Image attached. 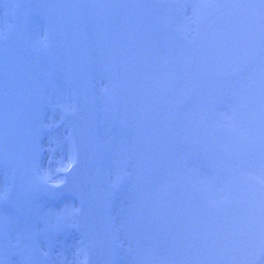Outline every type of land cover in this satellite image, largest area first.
<instances>
[{
  "label": "rangeland",
  "instance_id": "1",
  "mask_svg": "<svg viewBox=\"0 0 264 264\" xmlns=\"http://www.w3.org/2000/svg\"><path fill=\"white\" fill-rule=\"evenodd\" d=\"M213 1L173 0V27L185 33L188 39L181 41L173 38L170 34L167 47H164L165 29L163 21L170 9V5L165 3L164 0H83L86 18L90 21L87 23L93 22L92 25L95 27L93 32H100L104 29L103 32L108 34L111 29L109 24L111 23L115 28H118V32L128 34L129 39L127 41L130 44H124L122 50L114 49L113 51L122 52L124 53L120 55L122 58L127 55L135 62V64L131 63L132 65L129 67L126 65L127 63L122 65V62L115 60L118 56L117 53L108 54L103 49L102 39L101 41L98 38L95 39V47L92 46V49H94V57L97 60V68H101L103 72L102 79L96 74V80H98L99 84L98 94H102V80H104L106 85L104 89L115 98L121 95L119 88L122 83L134 86L135 83L142 82L141 80L143 79L146 83L150 82V79H155L157 92H151L152 95H158L159 91H162V95L169 93V95L175 96L181 89V85L183 86L182 94L191 95L188 84L192 79V85L194 86L192 88L193 95L195 97H203V100L211 99L216 94L214 91L215 83H212L209 80L210 78L205 77L201 70L199 58L197 56L192 57L190 48L197 47L196 44L199 37L197 39L195 36L203 31L198 25L201 13L199 8L201 5L205 6L204 11H207ZM261 1L263 0H255V4L258 2L257 5L262 9L264 1ZM5 4H7L6 0H0L1 20L3 19V12L4 14L8 13ZM154 18H157V21L161 20L159 26L152 25ZM7 23L1 24L0 22V31L4 29ZM24 23H26V26H24L25 69L28 73H33L35 76H29V78H34V80L26 79V85L29 89L27 94H30L35 86L38 85V82H42L40 78H37L36 69L31 66L30 59H32L33 65L41 66L43 73L47 74V85L44 87L43 93L30 94L41 97L39 102L33 100L35 107L32 110L36 113L39 110L38 116H43V120L51 116L48 118V123H52L57 119V106L52 105V101L47 97L46 93L48 90H54L59 93L60 99L63 96L67 99V91H65L67 76L55 69L47 52L41 49L40 24L37 20H29L25 9ZM154 30L159 35V40L152 43L150 36ZM88 32L90 34L89 30ZM201 35L202 33H200ZM153 36L155 39V34ZM112 37L113 35L110 39ZM152 47L155 54L159 57L160 65H165L164 69L157 66V70L154 72H152L154 65H151L150 68L146 61L150 53L154 54L150 49ZM159 48H161L160 51L157 50ZM40 49L42 52H39ZM167 52L170 53V56L167 55ZM172 59L173 61H181L179 70L177 69L176 78L174 77L175 71L171 70L170 67L168 69V64H170ZM153 63L155 64V62ZM9 68L12 69V73L17 70L16 66ZM51 69H55L54 73H50ZM0 71H4L3 65H0ZM165 81L168 83L172 81V83L165 88L163 83ZM22 87L24 89L23 84L17 85L13 83L12 95H17L18 90ZM149 88H146V90ZM146 93L149 94V91ZM175 98L172 97V100L175 101ZM45 100L49 102L52 108H55L54 113H46V107H42L43 102L47 104ZM194 102H196L195 99ZM192 104L193 102H190L188 108V122H191L193 117L191 115ZM29 124L32 125L31 121H29ZM26 137L24 136V140ZM38 139L37 146L32 148L36 149L34 152L35 156L43 157L41 153L46 151L44 155V157L48 156L45 160L46 169L65 164L67 156L70 155L65 127L61 126L50 131L42 130L38 135ZM197 148V143L189 145L190 152L192 150L194 152L199 151ZM4 155V153H1L0 157ZM16 163H19L22 167L19 168L20 171L14 178V200L11 207H5L7 204L0 202V215L5 219H8L11 215L13 219L19 218L22 229L6 238L5 232L7 228L5 224L0 226V241L4 243V240L9 239L11 242L14 240L7 247L0 245V256H2L0 264H81L82 256L84 255L82 243L94 242V236L89 231L90 223L87 210L79 207L77 203L65 197L62 193H50L47 192L48 190H40L41 188H38L34 182L37 175L41 176L42 174L38 173V169L36 165H33L32 160L29 164L20 163L18 160ZM19 164H15L14 168L18 167ZM206 167L212 170L210 165H206ZM163 172L166 173V170ZM256 174L260 175L259 172L255 173L254 171L253 175ZM200 175L206 180L209 179L206 172H200ZM7 176L8 173H5L4 177ZM106 177L111 189H113V186L116 187L115 193L112 190L111 194H109V201L112 206L113 221L116 228L115 244L118 264H180L163 223L161 206L163 205L164 188L156 182L152 190L153 196L150 199H142L139 196H127L119 201L118 193L126 189H118L122 184L120 181L112 180L110 173ZM133 179H135L134 176ZM167 180L166 173L163 179L164 185H166ZM24 181L32 182L37 186L35 191V201H39V204L36 205L37 207L35 205L34 207L31 206L30 201H33V197L30 194H32V191L30 187L24 186ZM1 186L2 180H0V188ZM22 186H24V195L21 193ZM131 186L132 184L129 185L130 188ZM137 190L138 187L133 192ZM22 198L21 202L16 201ZM54 198L58 201H55L53 206L47 207L46 203H48L49 199ZM18 212L19 214H17ZM73 221H77L80 225L85 240L78 237L74 238L72 231H70V224ZM11 227L19 229L21 226L16 222H12ZM7 256H10V261H6Z\"/></svg>",
  "mask_w": 264,
  "mask_h": 264
},
{
  "label": "flooded vegetation",
  "instance_id": "2",
  "mask_svg": "<svg viewBox=\"0 0 264 264\" xmlns=\"http://www.w3.org/2000/svg\"><path fill=\"white\" fill-rule=\"evenodd\" d=\"M9 18L0 35V65L4 66L0 71V154H5L0 157V177L9 171L8 178L12 179L22 167L16 162L24 156V121L27 130L33 132L34 128L26 113L32 96L25 86L12 95L13 83L24 85L27 72L24 22L19 17ZM229 25L230 30L212 34L211 38L220 43L207 46L214 48L216 56L213 77L229 75V80L218 81L229 82L230 90L208 101L206 108L201 102L192 104L193 115L198 116L202 110L203 120L187 121L191 97L175 96L173 101L162 91L152 95L157 92L155 87L147 95L134 96L132 105L104 102L108 129L104 152H113L107 169L116 180L134 175L149 189L157 180L158 170L161 175L168 167V182L172 184L169 196H178L186 186L188 147L197 143L200 151L191 157L214 167L217 184L214 188L200 187L202 194L211 199L244 196L251 201L259 197L264 200V48L259 47L264 41V20L256 17L250 5L233 11ZM169 34L179 35L176 31ZM62 54V49L56 51L57 58ZM58 62L61 66L60 58ZM14 66L17 70L12 73L9 67ZM46 105L53 110L49 103ZM201 131L206 134L202 143L195 140ZM11 153L14 159L10 162ZM15 164L19 166L14 168ZM254 171L260 175H253Z\"/></svg>",
  "mask_w": 264,
  "mask_h": 264
},
{
  "label": "water",
  "instance_id": "3",
  "mask_svg": "<svg viewBox=\"0 0 264 264\" xmlns=\"http://www.w3.org/2000/svg\"><path fill=\"white\" fill-rule=\"evenodd\" d=\"M29 3L33 14L39 15L45 20L51 19L55 11L54 0H29ZM58 4L62 18L69 27L75 56L72 67L73 97L77 105L79 140L84 151L82 167L78 160L73 170L68 174L67 183L63 188L81 205L87 204L91 213L100 253L97 259L95 248L91 246L92 249L89 251L91 261L87 264H96V262L97 264H113L110 219L100 187L96 115L89 78L90 61L85 43L82 7L80 0H58ZM180 212L174 215L176 219L174 223H177L178 226L183 220L181 216L186 215L185 211ZM229 217L228 214H222L218 219L203 218L204 228L200 234L201 239L203 238L201 246L200 242L198 246L181 245L187 264H215V261L232 264L230 258L234 263L252 264L255 258L259 257L260 249L262 250L261 240H264V220L255 217V214H252L253 218L250 219L249 216H246L247 220L243 223L239 220V215L236 217V221L232 216L230 221ZM242 224H247L248 227H244ZM240 225L244 228L239 229ZM178 232L181 236V228H178ZM226 238H229L230 241L235 240L234 251L225 250L227 246L222 241ZM243 251L245 253H242Z\"/></svg>",
  "mask_w": 264,
  "mask_h": 264
}]
</instances>
